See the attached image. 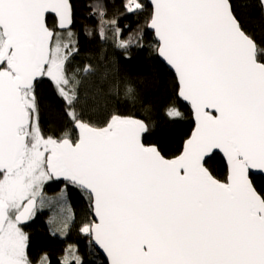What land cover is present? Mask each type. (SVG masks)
I'll use <instances>...</instances> for the list:
<instances>
[{
	"label": "snow or ice",
	"instance_id": "obj_1",
	"mask_svg": "<svg viewBox=\"0 0 264 264\" xmlns=\"http://www.w3.org/2000/svg\"><path fill=\"white\" fill-rule=\"evenodd\" d=\"M245 12L264 20V0H121L111 16L107 0H94L95 31L111 32L126 55L152 32L176 96L194 110V130L169 152L145 141L146 119L118 107L141 102L133 80L103 56L74 63L72 0H0V264H53L47 251L31 254L23 222L38 208L64 209L69 186L85 201L78 231L106 264H264V34ZM122 15L143 20L127 39ZM45 78L67 117L47 129ZM166 115L182 114L169 103ZM54 179L64 187L50 197L43 188ZM72 224L62 211L49 217L53 235ZM55 264H83L78 246Z\"/></svg>",
	"mask_w": 264,
	"mask_h": 264
},
{
	"label": "trees",
	"instance_id": "obj_2",
	"mask_svg": "<svg viewBox=\"0 0 264 264\" xmlns=\"http://www.w3.org/2000/svg\"><path fill=\"white\" fill-rule=\"evenodd\" d=\"M75 12V31L78 33L80 55L74 60L75 64L82 62L86 55L98 59L103 56L107 67L133 80L140 90L141 102L132 105L123 100L118 107L126 113H133L140 119H146L150 124V133L144 137L146 142L157 143L174 152L188 137L192 128V113L189 106L176 96L174 74L159 59L152 48L154 38L152 32L145 30L143 40L131 45L127 55L125 51L117 47V38L111 32L108 39L102 40L95 31L96 19L90 15L94 0H72ZM109 16L120 8L121 0H107ZM143 23L139 16L122 15L118 24L122 29V38L127 39L129 33L135 32L137 25ZM245 23L250 31L259 37L264 34V20L259 14L248 15L245 12ZM85 26L92 29V34L87 35ZM38 99L40 108V120L47 129L62 124L67 117L64 116V102L54 91L50 82L45 78L39 85ZM174 103L181 112L180 117L166 115V107ZM150 108V111H145ZM214 167L222 175L224 165L220 154H216ZM64 187L62 180L46 182L43 191L48 196H55ZM68 206L64 214L73 218L71 230L66 235L59 233L53 235L50 230L49 217L54 215L56 209L43 208L36 211L24 230L30 236V252L36 256L40 252L47 251L53 256V264L61 250L68 244L78 246V251L83 259V264H97L104 260L101 256H94L87 245V237L78 231L83 217L85 201L81 193L69 186L67 189ZM98 251V250H97ZM104 264H106L104 260Z\"/></svg>",
	"mask_w": 264,
	"mask_h": 264
},
{
	"label": "water",
	"instance_id": "obj_3",
	"mask_svg": "<svg viewBox=\"0 0 264 264\" xmlns=\"http://www.w3.org/2000/svg\"><path fill=\"white\" fill-rule=\"evenodd\" d=\"M150 31V30H149ZM151 32V31H150ZM159 57V56H158ZM159 59L166 65V67L172 72V70L169 68V66L162 60V58L159 57ZM173 73V72H172ZM174 74V73H173ZM183 103L187 104L191 110L192 113V121H193V128L190 132V134L188 135V137L191 135L192 131L194 130L195 126H196V121H195V114H194V110L192 109L191 105L189 102L184 101L182 98H179ZM187 137V138H188ZM186 138V139H187ZM220 154V153H218ZM220 156L222 157V154H220ZM55 180V179H54ZM62 180V179H61ZM63 181V180H62ZM29 221V220H28ZM28 221L23 222V225H26L28 223ZM98 250V249H97ZM99 251V250H98ZM101 256L104 258L105 262H106V258L103 256V254L101 253Z\"/></svg>",
	"mask_w": 264,
	"mask_h": 264
},
{
	"label": "rangeland",
	"instance_id": "obj_4",
	"mask_svg": "<svg viewBox=\"0 0 264 264\" xmlns=\"http://www.w3.org/2000/svg\"><path fill=\"white\" fill-rule=\"evenodd\" d=\"M44 192V191H43ZM45 193V192H44ZM47 194V193H46ZM69 204H68V196H67V206H68ZM67 206L64 208V209H62V210H59V209H56V208H53V209H56V211L55 212H57V211H62L63 213L64 212H66V210H67ZM38 210H41L40 208H38ZM51 216H53L52 214H51Z\"/></svg>",
	"mask_w": 264,
	"mask_h": 264
},
{
	"label": "flooded vegetation",
	"instance_id": "obj_5",
	"mask_svg": "<svg viewBox=\"0 0 264 264\" xmlns=\"http://www.w3.org/2000/svg\"><path fill=\"white\" fill-rule=\"evenodd\" d=\"M31 219H32V218H31ZM31 219H30V220H31ZM26 225H27V224H26ZM26 225H24V226H26Z\"/></svg>",
	"mask_w": 264,
	"mask_h": 264
}]
</instances>
